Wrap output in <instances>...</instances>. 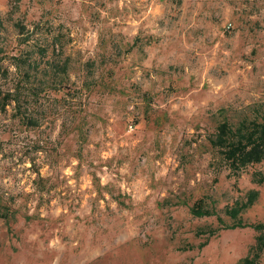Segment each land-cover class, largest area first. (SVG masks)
I'll return each instance as SVG.
<instances>
[{"label": "rangeland", "instance_id": "rangeland-1", "mask_svg": "<svg viewBox=\"0 0 264 264\" xmlns=\"http://www.w3.org/2000/svg\"><path fill=\"white\" fill-rule=\"evenodd\" d=\"M0 14L10 54L48 41L71 59L67 89L28 114L38 126L0 110V264L249 254L258 232L218 218L233 225L225 208L255 189L240 218L264 223V162L236 176L208 138L228 110H264V0H0ZM17 21L39 24L31 45ZM200 200L216 215L195 216Z\"/></svg>", "mask_w": 264, "mask_h": 264}, {"label": "trees", "instance_id": "trees-1", "mask_svg": "<svg viewBox=\"0 0 264 264\" xmlns=\"http://www.w3.org/2000/svg\"><path fill=\"white\" fill-rule=\"evenodd\" d=\"M38 26L39 24H35L34 28H31L22 21H17L15 28L19 35V45H31L30 41L36 35ZM6 29L5 19L0 14V36ZM7 49L8 46L0 42V75L6 79L12 76L15 83L9 88L0 89V110L13 106L27 125L38 126L39 122L28 114L36 110L34 104L37 101L49 97L53 92L67 89L71 59L65 57L56 44L48 41H38L30 48L19 50L18 54H10ZM261 107L262 105H255L240 113L228 110L218 122L215 132L208 138L226 167L236 176L249 166L264 162V110L260 109ZM253 177L256 183H264L263 172L256 171ZM259 194L258 190L252 189L245 197L225 208V214L234 220L233 225L224 224L223 218H218L219 222L225 225L224 229L251 227L259 234L256 246L237 264H259L264 253V223L248 224L240 218L244 211L255 204ZM192 213L197 217L216 215L205 206L203 200L195 203ZM216 231L212 230L210 235L214 236ZM205 245L202 244L201 247Z\"/></svg>", "mask_w": 264, "mask_h": 264}]
</instances>
